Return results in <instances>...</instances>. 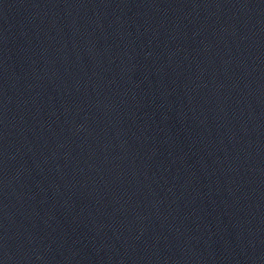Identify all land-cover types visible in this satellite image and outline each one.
I'll use <instances>...</instances> for the list:
<instances>
[{
	"label": "water",
	"instance_id": "95a60500",
	"mask_svg": "<svg viewBox=\"0 0 264 264\" xmlns=\"http://www.w3.org/2000/svg\"><path fill=\"white\" fill-rule=\"evenodd\" d=\"M0 264H264V0H0Z\"/></svg>",
	"mask_w": 264,
	"mask_h": 264
}]
</instances>
